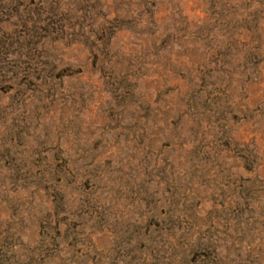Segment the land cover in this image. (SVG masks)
Listing matches in <instances>:
<instances>
[{"label": "rangeland", "instance_id": "1", "mask_svg": "<svg viewBox=\"0 0 264 264\" xmlns=\"http://www.w3.org/2000/svg\"><path fill=\"white\" fill-rule=\"evenodd\" d=\"M0 264H264V0H0Z\"/></svg>", "mask_w": 264, "mask_h": 264}]
</instances>
